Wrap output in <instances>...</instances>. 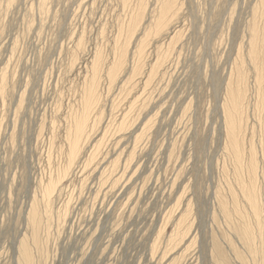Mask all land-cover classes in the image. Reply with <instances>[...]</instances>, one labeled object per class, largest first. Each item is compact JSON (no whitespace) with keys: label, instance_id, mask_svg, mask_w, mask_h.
<instances>
[{"label":"rangeland","instance_id":"374dc122","mask_svg":"<svg viewBox=\"0 0 264 264\" xmlns=\"http://www.w3.org/2000/svg\"><path fill=\"white\" fill-rule=\"evenodd\" d=\"M0 264H264V0H0Z\"/></svg>","mask_w":264,"mask_h":264},{"label":"bare ground","instance_id":"6f19581e","mask_svg":"<svg viewBox=\"0 0 264 264\" xmlns=\"http://www.w3.org/2000/svg\"><path fill=\"white\" fill-rule=\"evenodd\" d=\"M124 1V0H123ZM170 2V1H169ZM124 3V2H123ZM126 3V2H125ZM124 3V4H125ZM164 5V4H163ZM169 6V4H167L166 5V7H168ZM172 6V5H171ZM170 7V6H169ZM158 15H160V14H158ZM158 15H157V17H158ZM165 16H164V13H162V15L160 16V18H159V20H157V24H156V28H157V34L159 35L161 32L163 33V34H167L168 33V31H163L164 29H166V30H169V27H168V29L167 28H164L165 27V24H166V21H165ZM155 24V23H154ZM132 25V24H131ZM169 25V24H168ZM130 27V26H129ZM154 27V26H153ZM130 29H131V27H130ZM154 30V29H153ZM135 31V30H134ZM134 31H133V33H134ZM170 31V30H169ZM156 34V33H155ZM156 34V35H157ZM133 35V34H132ZM161 35V34H160ZM154 36V35H153ZM165 37H166V35H165ZM171 37V36H170ZM139 44V43H138ZM117 45V44H116ZM116 47V46H115ZM140 46H138V48H139ZM137 48V52L139 53V49ZM118 52V51H117ZM140 52H141V48H140ZM120 53V52H119ZM98 55H99V53H97ZM114 55V54H113ZM119 55V54H118ZM94 56V55H93ZM92 56V57H93ZM98 57V56H97ZM118 57V56H117ZM121 59H122V57H121ZM121 59H119L118 60V63L113 67V68H115V67H119V66H121V64H122V62H121ZM112 61H114V60H112ZM91 63H92V66L94 65L95 67L98 65V59L96 58V55H95V57L92 59V61H90ZM112 66V65H111ZM100 70V69H99ZM107 70V69H106ZM98 71V70H97ZM118 71V69H108V72L106 73L107 74V78H109V80L110 81H113V80H117L116 79V76H117V72ZM92 74V73H91ZM94 74V73H93ZM97 76V75H96ZM100 76V75H99ZM106 77V76H105ZM91 78V77H90ZM98 78V77H97ZM96 82V80H95V77L94 76H92V78H91V81H90V84H89V86H88V88H87V95H86V99H85V101H84V106H82L83 108H82V110H81V113H80V111L78 112V113H80L79 115H77V116H75V118H73L74 120H73V123H72V125H71V127L69 128V130H68V128L66 129V130H68L66 133H67V138L65 137V141H66V145H67V168H66V171L68 170V169H70L71 168V166L75 163V161L76 160H78V158L81 156V154H83V152L84 151H86V149H88V147L91 149V148H93V150H92V152H90L91 153V157H93L94 155H97V154H95V150L99 147V145H102V144H100L101 142H102V137H97L98 136V134H97V132H95L96 130V125H98L97 123H100V122H98V121H100L101 119H102V117H100L101 119L99 120V117H97V116H93V119L90 121V116H91V114L92 113H90L91 112V109H92V107L97 103L98 104V102H96V99L97 98H95V96L94 95H96V93H94V85L96 84L95 83ZM114 83V82H113ZM87 86V85H86ZM85 86V87H86ZM112 86V85H111ZM111 90V89H110ZM237 93V92H236ZM239 94V93H238ZM85 95V94H84ZM239 97V96H238ZM138 98H140L139 96H138ZM83 101V100H82ZM97 101H98V99H97ZM96 102V103H95ZM131 102H132V100H131ZM234 102V101H233ZM136 105H137V103H136ZM235 106V105H234ZM233 105H232V107H234ZM128 107V106H127ZM131 107V106H130ZM129 107V108H130ZM134 107V106H133ZM238 107V106H237ZM96 108V107H95ZM135 108V107H134ZM137 108H140V107H137ZM100 110H101V107L99 108ZM98 109V110H99ZM233 109V108H232ZM94 110H96V109H94ZM99 110V111H100ZM107 110V109H106ZM102 111V110H101ZM111 111V110H110ZM122 111V110H121ZM128 111V110H127ZM130 111V110H129ZM132 111V110H131ZM98 112V111H97ZM124 112V111H123ZM233 112V111H232ZM77 113V112H76ZM95 113H96V111H95ZM120 114V113H119ZM128 114V113H127ZM136 114V113H135ZM75 115V114H74ZM97 115V114H96ZM98 115H99V113H98ZM123 115V114H122ZM130 115V114H129ZM119 116V115H118ZM141 116V115H140ZM139 116V117H140ZM120 117V116H119ZM127 117V116H126ZM125 118V116L123 115L122 116V120H121V122L119 123V125L121 126V127H123L124 128V124L126 123V120L124 119ZM130 118V117H129ZM133 118V117H132ZM131 118V119H132ZM136 118V117H135ZM121 119V118H120ZM71 120V119H70ZM125 120V121H124ZM230 120V119H229ZM125 123H124V122ZM230 121H232V119L230 120ZM103 122V121H102ZM146 122V121H145ZM148 123V122H147ZM234 123H235V121H234ZM70 124V123H69ZM106 124V123H105ZM118 125V126H119ZM127 124H125V126H126ZM117 126V125H116ZM234 126L235 125H233V122H229V127H230V129H233L234 128ZM128 127V126H127ZM147 127V126H146ZM104 128V127H103ZM118 128V127H117ZM144 128V127H143ZM236 128V127H235ZM101 129V128H100ZM65 130V131H66ZM103 130H105V129H103ZM103 130H101V131H103ZM132 130V129H131ZM110 131V130H109ZM119 131V130H118ZM105 132V131H104ZM137 132V131H136ZM234 132H235V130H234ZM102 133V132H101ZM108 133V132H107ZM110 133V132H109ZM100 134V133H99ZM134 134H136V133H134ZM142 134V133H141ZM103 135H105V134H103ZM102 134H101V136H103ZM66 136V135H65ZM108 136V135H107ZM234 136V135H233ZM136 137V136H135ZM139 137V136H138ZM235 137V136H234ZM133 138V137H132ZM233 138V137H232ZM135 139H137V137L135 138ZM235 139V138H234ZM233 139V140H234ZM232 140V141H233ZM234 141H236V140H234ZM233 141V142H234ZM235 144V143H234ZM237 144V143H236ZM91 146V147H90ZM103 147V146H102ZM132 148V147H131ZM121 149V148H120ZM125 149V148H124ZM134 149V148H133ZM235 149V148H234ZM237 150H238V148H236ZM104 150V149H103ZM63 151V150H62ZM88 151V150H87ZM90 151V150H89ZM100 151V150H99ZM132 151V150H131ZM116 152V151H115ZM89 153V152H88ZM132 153V152H131ZM130 153V154H131ZM66 154V153H65ZM85 154V153H84ZM114 154V153H113ZM130 154H128V155H130ZM237 154H238V152H237ZM86 155V154H85ZM90 156V155H89ZM82 157H84V156H82ZM118 157V156H117ZM81 158V157H80ZM88 158V157H87ZM93 159H95V157L93 158ZM129 159H131V158H129ZM133 159V158H132ZM88 160V159H87ZM105 160V159H104ZM79 161V160H78ZM86 161V160H85ZM91 161H92V159H91ZM94 162V161H93ZM92 163V162H91ZM112 163V162H111ZM110 163V164H111ZM85 164V163H84ZM87 164H89V161L87 162ZM75 165V164H74ZM90 166H91V164H90ZM99 166V165H98ZM89 166H87V168H88ZM100 167V166H99ZM102 167V166H101ZM108 167V166H107ZM122 167V166H121ZM124 167V166H123ZM122 167V168H123ZM85 168V167H84ZM98 168V167H97ZM109 168V167H108ZM105 169H106V167H105ZM126 169V168H125ZM91 170H92V168H91ZM103 170V169H102ZM69 171V170H68ZM117 171V170H116ZM64 173V172H63ZM108 173V172H107ZM100 174V173H99ZM119 174V173H118ZM61 175V174H60ZM104 175V174H103ZM63 177H65L64 175H63ZM56 185V184H55ZM53 187L54 188H56L55 186H53V184H52V182H51V184L49 185V186H47L46 187V193L45 194H49V193H51L52 192V190H54L53 189ZM248 199H249V201L250 202H253V199H252V197H251V195L248 197ZM257 207V206H256ZM253 210L255 211V204L253 205ZM257 211H256V216H257ZM256 218V217H255ZM258 220V219H257ZM248 230V229H247ZM245 232H247L246 230H245Z\"/></svg>","mask_w":264,"mask_h":264}]
</instances>
